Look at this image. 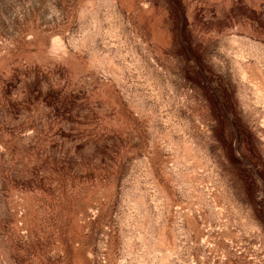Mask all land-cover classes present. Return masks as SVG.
<instances>
[{
    "label": "rangeland",
    "instance_id": "374dc122",
    "mask_svg": "<svg viewBox=\"0 0 264 264\" xmlns=\"http://www.w3.org/2000/svg\"><path fill=\"white\" fill-rule=\"evenodd\" d=\"M0 264H264V0H0Z\"/></svg>",
    "mask_w": 264,
    "mask_h": 264
}]
</instances>
